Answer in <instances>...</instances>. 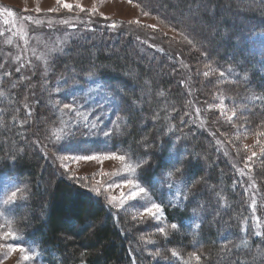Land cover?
<instances>
[{"label": "trees", "instance_id": "1", "mask_svg": "<svg viewBox=\"0 0 264 264\" xmlns=\"http://www.w3.org/2000/svg\"><path fill=\"white\" fill-rule=\"evenodd\" d=\"M138 1L160 14L164 9V13L174 17V25L188 26V35L193 38L197 35L204 49L230 68V75L240 84L239 93L264 96L262 37L248 35L264 33L263 4L243 10L231 0ZM242 34L245 39L238 43L237 37ZM127 43L131 44V40ZM83 44L80 49L73 48L59 63L52 64L53 74L56 77L60 70L62 86L66 87L87 78L85 73L93 70L96 75L92 82L100 83L99 97L106 98L100 99L102 103L108 104L109 97L118 103L116 107L108 104L112 110L107 119L110 130L115 128L117 115L122 120L120 131L108 137L106 149L125 153L136 163L141 158L149 160L151 167L145 166L142 172L138 169L137 176L144 178L141 183L150 191L151 185L163 178L162 171L172 170L174 164L185 169L183 177L178 175L177 180L187 182V188L179 185L187 200H175L176 187L169 190L167 186L157 185L158 190L151 192L154 200L164 206L168 227L172 223L180 225L178 231L169 227L166 229L169 236L159 238L161 246L177 248L189 259L179 258L174 264H264V227L252 205L254 196H264V185L258 182L264 183V170L260 173L263 177L254 176L255 184L249 183L216 141L185 117L187 110L170 120L172 116L161 110L162 105L175 102L179 106L186 93L175 73L163 74L166 65L162 62L150 67L151 62L138 57L132 44L123 47L118 43L112 54L106 43ZM14 68L10 66V74L15 72ZM6 70L0 65L3 75ZM16 78V86L9 87L13 91L9 99L2 102L0 98V178L14 187H25L27 198L12 204L13 219L16 228L25 232L23 241L30 244L38 261L41 264H159L150 257L143 242H139L135 234L138 228L127 217L100 197L89 196L87 190L58 177L47 166L32 139L31 127L26 124L27 84L17 74ZM7 81L5 76L4 82ZM159 89L163 96L155 95ZM261 101L264 107V100ZM155 113L160 118L157 121H154ZM185 128L189 132L183 133ZM230 128L231 123L225 129V139L239 158L243 150L230 139ZM251 184L257 188L251 189ZM169 200H174L171 206ZM193 209L197 210L199 219L193 215ZM194 223L201 225L199 230L193 231L190 225ZM225 244L230 251L224 249ZM193 252L201 256L199 262L191 256Z\"/></svg>", "mask_w": 264, "mask_h": 264}, {"label": "rangeland", "instance_id": "2", "mask_svg": "<svg viewBox=\"0 0 264 264\" xmlns=\"http://www.w3.org/2000/svg\"><path fill=\"white\" fill-rule=\"evenodd\" d=\"M231 1L237 3L243 10L254 6L261 7V4L264 6V0ZM65 3L73 5L79 3L86 10L96 7L98 11L92 14L90 11L80 12L75 7L71 11L60 7L59 11L50 12V8L58 7L55 0H0V65L3 64L7 68L4 75L8 79L5 83V76L0 72V93H2L0 98H3L2 102L9 99L7 97L13 92H10V88L12 89L17 84L16 74L23 82L25 81L27 84L25 94L27 92V102H29L26 124L31 127L34 136L32 139L40 141L39 144L36 142L35 144L46 159L47 166L52 167L58 177L87 190L83 187L84 185L95 187L98 182L103 183L108 180L120 182L119 176L102 177L101 171L112 173L120 170L121 175H124V163L136 164L129 155L117 150L106 149L105 143L108 137H105L103 133L111 129V123L107 119L112 112L108 104L116 107L118 103L116 104L110 97L108 104L102 103L101 100H106V98L99 97L100 83H93L92 79L87 77L64 87L62 86L63 78L59 74L60 70H58L59 73L56 72V77L53 74L52 64L59 63V60L67 56L73 48H82L84 42L91 43V45L106 43L110 46L111 54L117 50L115 47L118 43H121L120 46L123 47L132 44L138 57L146 58L151 62L150 67L158 66L160 62L166 65L162 70L163 74L175 73L186 95L179 106H176L175 102L167 103L162 105L161 110L172 116L169 117L170 120L187 110L185 117L190 119L200 131L216 141L219 149L227 154L229 162L234 165L239 174H242L240 170L244 169L243 176L247 177L249 183L256 176H262L260 174L261 170H264V153L260 150L264 145L262 101L252 100V94L239 93L240 84L230 75L228 71L230 68L210 55L197 35L194 38L188 35V26L183 25L185 26L183 28L174 25V17L164 13L162 11L164 9L160 10V14L138 0H131V2L129 0H65ZM37 8L40 9L39 12L36 11ZM145 12L148 14L145 15ZM37 21H42V23H37ZM113 23L115 27H112ZM150 25L156 27H149ZM181 32L193 41L192 45H189L181 36ZM9 40L11 43H8ZM127 40H131V44H128ZM17 56L20 57L19 61L16 59ZM11 65L16 69L19 68L20 71L17 72L14 68L15 72L10 74ZM46 68L47 71H45ZM166 68L168 71H165ZM205 71L210 73L209 76L203 75ZM219 72L225 75L221 77ZM57 77L59 79H56ZM57 88L60 89L59 92L56 91ZM161 93L164 94L159 89L155 95L163 96ZM167 95L165 93V96ZM73 98L76 100L74 110H63V103H71ZM11 100L14 101V99ZM56 100H61L62 103L56 105ZM233 111L236 113L235 116L232 115ZM97 117H100L98 121ZM228 117L231 119L229 120ZM182 118L187 121L186 118ZM159 119L155 113L154 121ZM25 121L26 119L23 120L24 124ZM89 121L95 122L97 127L92 128ZM125 122L127 123L126 120ZM230 123L232 126L228 129L231 133L230 139L243 150L239 158L236 157L234 150L225 139L227 135L225 129ZM185 132H189V129H183V133ZM58 136L59 140L56 139ZM257 141H260V144H257ZM83 148L93 149L95 154L114 151L124 155L126 161L105 160L103 163L80 161L77 163L71 159L64 161L58 159L60 156L70 158L76 155L91 154L84 153ZM253 151L257 155L252 161H247L246 157ZM64 163L69 165L71 172L64 169ZM246 164H250L251 167H245ZM73 174L83 179H69V176ZM136 176L137 173L130 175L129 178ZM258 182L260 186L264 185L263 181ZM256 188V185L251 184V189ZM17 189H19L18 192ZM13 192H17V195L9 201ZM119 194V189H112L110 193L100 198L137 226L135 234L139 242H143L141 244L147 250L149 249V255L157 251L160 253L159 257L150 255L155 262L174 264V261L179 258L189 260L181 255L179 249L161 246L162 240L159 238L164 239L165 236L157 229L159 227L169 229L164 219V212L161 220L148 217L143 220L139 218L134 220L133 217H138V214L143 212V208L135 206V202H128L124 208H117L114 203L110 205L109 197L119 196ZM26 198L25 187L21 189L14 187L11 182L0 178V233L9 230L16 233V238L9 237L7 240L0 238V245L19 243L29 252H34L30 244L23 241L25 232L16 228L13 219L12 204L17 199ZM253 200L255 201L253 208L255 216L264 227V196L263 194L259 197L254 196ZM173 250L178 255L174 256ZM20 256L21 254L17 251L5 258L3 252L0 251V264H41L36 253L30 261H23Z\"/></svg>", "mask_w": 264, "mask_h": 264}, {"label": "snow or ice", "instance_id": "3", "mask_svg": "<svg viewBox=\"0 0 264 264\" xmlns=\"http://www.w3.org/2000/svg\"><path fill=\"white\" fill-rule=\"evenodd\" d=\"M56 4L58 5L57 8L53 9L50 8L49 11H59L60 7H63L64 9H68L71 11L73 7L76 9H79L80 12H86L90 11L92 14L97 13L98 9L96 7L91 8L90 10H86L82 5L77 3L76 5L70 4V3H65V0H55ZM131 2V0H129ZM37 12L40 11L39 8L36 9ZM145 15L148 13L145 12ZM100 15H103V13H100ZM31 19V17H29ZM37 23H42V21H37ZM64 23H67V21H64ZM139 23V21H137ZM115 23L112 24V27H115ZM149 27L155 28V25H150ZM250 35H260L262 37L261 39V45L264 47V33H249ZM181 36L184 37V39L187 41L189 45L193 44V41L191 39H188L186 36H184L183 32H181ZM243 39H245V36L242 34L241 36L237 37V42H241ZM8 43H11V40L8 41ZM203 55H207V53H203ZM264 55V53H262ZM17 61H19L20 57H16ZM184 67H187V65H184ZM207 67V66H206ZM17 72L20 71L19 68L16 69ZM47 71V68L45 69ZM199 71V70H198ZM209 72L205 71L203 73L204 76H209ZM85 75L89 78L92 79L96 74L93 70H88ZM225 74L223 72H219V76L223 77ZM96 81H93L95 83ZM47 83V81H45ZM57 92L60 91L59 88L56 89ZM2 95V93H0ZM163 95V93H161ZM252 100H264V96H255L253 95L251 97ZM62 103L61 100H56L55 104L60 105ZM76 106V100L73 98L71 103H63V110H74ZM25 108L28 107L27 104L24 105ZM199 111V109H197ZM79 114V113H77ZM235 111H233L232 115L235 116ZM100 119V117H97V121ZM230 120L231 117H228ZM122 118L121 116L117 115L116 116V122H115V128L110 130V131H105L103 135L105 137H109L113 134V132L120 131V123ZM90 126L92 128H96L97 124L95 122L89 121ZM51 139V137H49ZM57 140L60 139V137H56ZM37 144L40 143V141H36ZM257 144H260V141H257ZM247 147V146H245ZM261 152L264 153V145L261 146ZM82 151L84 153H91V154H83V155H76L70 158H66L63 156L58 157L61 161H64L65 159H71L75 162H97V163H103L105 160H119L121 162L126 161V157L124 155H120L114 151L112 152H105L104 154H95V151L90 148H83ZM46 154V153H45ZM257 155L256 152H252L251 155H248L246 157L247 161H252L253 157ZM177 163H180L179 161ZM148 166L151 167V163L147 159L141 158L135 165L129 164V163H124L123 164V172L124 175H121L120 170H117L112 173H105L101 171L100 175L102 177L104 176H119L120 177V182L117 183L115 180H108L104 181L103 183L98 182V185L95 187H88L87 185H84L87 189V194L89 196L95 195L96 197L104 196L110 193L112 189H119L120 194L119 196H110L109 197V204H115L117 208H124L128 202H135V206L142 207L143 212L138 214V217H133V219L139 218L140 220H143L145 217L155 219V220H161L164 212V206L162 203H157L153 200L152 191L158 190L157 185H160V187L167 186L169 190L173 189V187H176V191L173 193V196L175 200H187L188 197L186 194L182 195V191L179 187V185L184 184L185 188L188 187L187 182L184 181L183 179L177 180V176L179 175L180 177H183L185 169L179 166H176V164L173 165L172 170L168 171H162L161 176L163 177L162 179H158L155 183L151 185V191L150 188L143 186L141 183V180L144 179L143 177L136 176L135 178H129L130 175L137 173V170L139 169L141 172L144 170V167ZM64 169H66L68 172H71V169L69 168V165L67 163L63 164ZM245 167H251L250 164H246ZM241 173L243 174L244 169L240 170ZM69 179L71 180H76V179H83L82 177H78L73 175L69 176ZM253 184H255V181H253ZM19 189H17V192ZM17 192H13L11 194V197H9V201H12L14 197H16ZM169 206H171L174 203V200H169L168 201ZM252 204L255 205V201H252ZM193 215L196 216L197 219H199V215L197 213L196 209H193ZM193 228V231L199 230L200 229V224L199 223H194L193 225H190ZM169 227L173 230H179L180 225L176 223H172L169 225ZM157 231L161 234H163L165 237L168 236V232L165 230L163 227H159ZM255 235H259V233H254ZM9 237L11 238H16V233L14 231H4L0 233V238L7 240ZM231 243V242H229ZM224 249L226 250H231L228 248V244L224 245ZM0 251L3 252L4 257L6 258L12 253L19 252L21 254L20 259L23 261H30L33 259L35 253L34 252H29L28 249H26L22 244L19 243H12V244H3L0 245ZM172 254L178 255L175 250L172 251ZM150 255H154L156 257L160 256V253L157 251L156 253H150ZM191 256L195 258L197 262L201 260V256L197 254L196 252L191 253Z\"/></svg>", "mask_w": 264, "mask_h": 264}]
</instances>
